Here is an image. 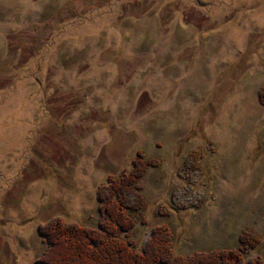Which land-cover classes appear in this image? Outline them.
Wrapping results in <instances>:
<instances>
[{
  "label": "rangeland",
  "instance_id": "374dc122",
  "mask_svg": "<svg viewBox=\"0 0 264 264\" xmlns=\"http://www.w3.org/2000/svg\"><path fill=\"white\" fill-rule=\"evenodd\" d=\"M139 153L121 238L264 264V0H0V264L98 229Z\"/></svg>",
  "mask_w": 264,
  "mask_h": 264
},
{
  "label": "trees",
  "instance_id": "16d2710c",
  "mask_svg": "<svg viewBox=\"0 0 264 264\" xmlns=\"http://www.w3.org/2000/svg\"><path fill=\"white\" fill-rule=\"evenodd\" d=\"M148 163L139 153L135 169L118 182L111 180L97 195L102 222L98 229L80 223L66 222L52 217L40 224L38 231L48 244L39 257L41 264H243L244 247L238 249L195 252L181 257L174 253L170 234L165 224L152 229V238L140 249L121 238L135 225V210L129 204L132 188L142 176ZM145 171V170H144ZM138 187V186H137ZM247 264H263L260 259H250Z\"/></svg>",
  "mask_w": 264,
  "mask_h": 264
}]
</instances>
